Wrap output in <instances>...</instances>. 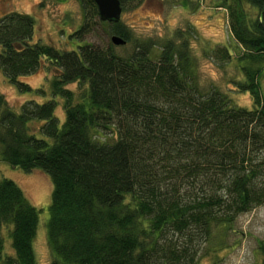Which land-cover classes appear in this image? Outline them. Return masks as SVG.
Returning <instances> with one entry per match:
<instances>
[{
	"label": "trees",
	"instance_id": "16d2710c",
	"mask_svg": "<svg viewBox=\"0 0 264 264\" xmlns=\"http://www.w3.org/2000/svg\"><path fill=\"white\" fill-rule=\"evenodd\" d=\"M247 1L261 11V0ZM81 2L84 22L69 35L78 43L66 50L36 39L30 13L0 17V69L10 83L32 91L19 78L45 61L54 69L48 99H27L17 112L0 94L1 156L50 178L51 264H197L198 247L188 239L206 241L214 227L264 202L260 15L250 21L245 0H225L230 31L244 48L245 79L235 84L252 94L248 108L218 88H200L187 41L167 40L157 53L152 40H137L124 54L82 42L99 13L94 0ZM110 28L130 41L121 20ZM216 51L232 56L226 46ZM73 81L87 83L81 100L68 87ZM32 120L41 121L36 131ZM38 222L24 188L1 178L0 264H39ZM8 224L12 253L5 255Z\"/></svg>",
	"mask_w": 264,
	"mask_h": 264
},
{
	"label": "rangeland",
	"instance_id": "374dc122",
	"mask_svg": "<svg viewBox=\"0 0 264 264\" xmlns=\"http://www.w3.org/2000/svg\"><path fill=\"white\" fill-rule=\"evenodd\" d=\"M224 3L225 0H126L121 21L131 33L129 42L113 44L110 22L101 21L99 17L90 21L91 29L81 41L103 48L112 44L120 54L131 51L137 40H152L157 53L167 40L173 39L177 44L187 41L200 88L203 91L218 88L228 93L235 104L251 108L252 94L248 90H238L235 84V81L245 79L240 60L244 48L233 38L228 8ZM244 6L250 21L260 15L258 6L247 0ZM11 11L30 13L35 19L36 39L60 50L76 47L78 41L69 35L83 24L85 18L81 0H0V17ZM220 46H226L232 56L220 58L216 51ZM53 75L54 69L45 61L34 72L19 78L33 88L32 91H23L10 83L0 69V94L12 109L19 112L27 99L43 101L52 96L50 81ZM259 79L264 94V71ZM39 87L45 90L44 94L35 91ZM68 87L75 92L76 99L81 100L87 83L73 81ZM57 101L55 114L63 121V100L58 98ZM40 123L30 121V129L36 131ZM3 177L18 182L38 209L39 222L33 246L38 263L51 264L47 231L52 190L50 178L38 169L27 172L12 166L2 158L0 146V179ZM11 228L8 224L1 230L5 255L12 253ZM177 236L178 240L185 241L181 234ZM187 242L198 247L195 254L197 264L260 263L264 260V202L240 213L230 225L214 227L206 241L194 237Z\"/></svg>",
	"mask_w": 264,
	"mask_h": 264
},
{
	"label": "water",
	"instance_id": "95a60500",
	"mask_svg": "<svg viewBox=\"0 0 264 264\" xmlns=\"http://www.w3.org/2000/svg\"><path fill=\"white\" fill-rule=\"evenodd\" d=\"M97 4L99 18L101 21H107L110 23H116L121 20V14L123 5L121 0H94ZM262 1V8L260 11V21L264 29V0ZM111 41L113 44L122 45L126 43V40L116 34L111 35Z\"/></svg>",
	"mask_w": 264,
	"mask_h": 264
}]
</instances>
